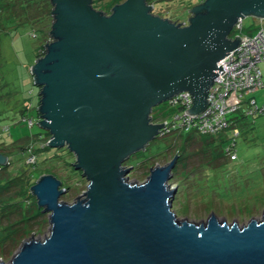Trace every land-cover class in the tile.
<instances>
[{"label":"water","instance_id":"water-1","mask_svg":"<svg viewBox=\"0 0 264 264\" xmlns=\"http://www.w3.org/2000/svg\"><path fill=\"white\" fill-rule=\"evenodd\" d=\"M50 2V40L31 67L39 125L89 184L69 204L62 180L40 176L31 191L50 213V234L0 264H264V214L244 226L214 214L179 219L177 155L142 183L125 166L164 128L153 121L156 106L189 92L186 113L206 108L219 62L240 45L232 31L248 16L264 19V0H203L185 23L154 13L148 0H124L110 14L94 0ZM8 160L0 152V165Z\"/></svg>","mask_w":264,"mask_h":264},{"label":"rangeland","instance_id":"rangeland-1","mask_svg":"<svg viewBox=\"0 0 264 264\" xmlns=\"http://www.w3.org/2000/svg\"><path fill=\"white\" fill-rule=\"evenodd\" d=\"M121 2L123 0H94V7L110 14L112 8ZM197 3L200 4V0H156L154 13L173 21H188L192 6ZM30 11L32 15L38 13L35 8ZM23 15L19 2L0 0V16L4 18L0 20V146L7 147L2 149L10 158L6 164L12 162L0 170V198L20 197V201L12 204L0 218V260L6 263L19 251L23 242L32 238L44 240L50 234V213L38 206L31 191L30 179L25 175L33 172L37 180L44 174L55 175L67 188L60 200L69 204L82 198L89 184L82 171L75 169L74 155H68L64 148H41L48 136L39 125L40 88L34 84L31 67L41 53L45 38L41 33L33 37L32 29L26 23H5L8 19L24 20ZM242 24L245 33H252L264 25V19L248 16ZM234 30L230 35L232 38L238 33ZM260 66L264 82V62ZM253 98L256 100L254 108L264 109V87L245 95L246 101ZM21 107H26L28 116L34 119L33 126L19 118ZM162 110L165 112L159 116L158 112ZM176 111L166 101L153 109L152 117L157 120L168 116L172 120ZM230 117L240 131L235 139L231 130L218 135L202 134L196 129L159 135L147 146V150L138 152L125 162L127 167L134 166L129 180L138 183L146 181L151 168L165 165L177 155L171 184L178 187L173 210L179 219L200 222L214 214L218 219H226L230 224L238 222L240 226L253 218L261 220L264 214V111L245 119L241 118L239 111ZM4 127L9 129L4 130ZM38 134L41 136L33 137ZM26 140L28 142L23 144ZM232 143L236 144L238 151L239 158L235 161H231L222 150ZM19 144L32 145L39 158L36 169L26 163L20 151L22 148H13ZM57 155L66 157L58 160ZM64 161L72 167L71 170L57 166ZM24 166L28 167L24 173L25 180L18 173ZM15 230L19 231L20 237L10 243L7 234Z\"/></svg>","mask_w":264,"mask_h":264},{"label":"built area","instance_id":"built-area-1","mask_svg":"<svg viewBox=\"0 0 264 264\" xmlns=\"http://www.w3.org/2000/svg\"><path fill=\"white\" fill-rule=\"evenodd\" d=\"M203 0H201L202 2ZM187 22V21H180ZM235 29L241 38L240 45L237 46L228 56L219 62L223 73L215 79L214 85L208 94V105L198 114L190 115L186 111L193 106V97L189 92H183L168 102L170 108L177 109L173 119L169 117L154 119L155 123H164L160 136L176 131H190L196 129L202 134L218 135L226 131H233V139L240 134L236 122L230 116L243 110L247 115L256 112H263L264 109L254 108L256 100L246 101L245 95L264 87L263 70L260 66L264 62V25H261L252 33H245L242 20ZM36 37V34H33ZM235 36V38H236ZM247 104L246 106H244ZM165 110L159 111L161 116ZM24 120L29 126H33L35 121L32 117L26 116ZM9 127H4V130ZM224 151L231 161L238 160L236 144L228 145ZM38 158L34 149L29 148L26 163L34 167Z\"/></svg>","mask_w":264,"mask_h":264},{"label":"trees","instance_id":"trees-1","mask_svg":"<svg viewBox=\"0 0 264 264\" xmlns=\"http://www.w3.org/2000/svg\"><path fill=\"white\" fill-rule=\"evenodd\" d=\"M11 1L20 3L21 9H22L23 14H24L23 15L24 17H22V18H24V20L19 21L20 19H18V20H15V19L9 20L8 19V20L5 21V23H9V22H15V23H20V24L21 23H26L32 29V34L31 35L36 34V37H38V34L41 33L43 35V38H45V41H44L43 46L41 47V53L38 54V57L42 56L44 51H45V44L50 40V35H49L50 28H51L50 21L51 22L53 21V16L51 14L52 13L51 12L52 11V7H51L52 5H51L50 0H11ZM154 1H156V0H148V2L150 4H152L153 6H154ZM159 1H161V0H159ZM200 3H201V0H200ZM196 5H198V3L195 4L194 6H196ZM194 6H192V8ZM31 8H35L38 11L37 15H32L31 14V11H30ZM13 9L14 8L12 7V10ZM12 10H9V11L12 12ZM2 17H1L0 20H4V18H2ZM180 21L181 20L178 19L176 22H180ZM46 28H47V30H46ZM1 78H2V75L0 74V79ZM240 113H241V118L242 119H245V118L249 117V115H247L246 113H243V110H241ZM20 114L21 115H19V118L21 117V118L24 119V117L28 116L27 108L26 107H21ZM46 135L48 136V138H47L46 142L42 145V147H41L42 149H49V146L47 145V141H48V139H50V134L48 132H46ZM39 136H41V134L34 135L33 137L35 138V137H39ZM41 138H43V137H41ZM26 142H28V140L24 141L23 144L26 143ZM19 145L20 146H15L13 148H20V149L22 148L20 151L22 152L24 158L27 160V156L29 154V148H31L32 145L31 144L24 145V146L21 145V144H19ZM3 148H7V147L0 146V152H5L4 154H7L6 150H2ZM64 149L65 150H63V151H65L68 155H73L68 149H66V148H64ZM222 150H224V149H222ZM34 152H35V150H34ZM36 155H37V158H38V154L37 153H36ZM57 156L59 158L58 160H63L66 157V155H57ZM149 158L150 157H148L147 159H149ZM8 161H10V158H9ZM40 162H41V160H40ZM11 164H12V162H9V164H6V165H2V166L0 165V170L7 168V166H10ZM57 166H60L61 169L63 168L66 171H68L69 169L70 170L72 169V167L69 164H67L66 161H64L62 164H58ZM57 166H54V167H57ZM35 167H36V165L33 168H35ZM27 168H28L27 166L26 167L25 166L22 167V170L19 171L18 173H19V176L22 177V179L24 177L23 180H25V176L27 178H29L30 179L29 180L30 181L29 184H30V186H32L37 181V179H35V177H36L35 173H33L31 171H29V172H31V174L24 176V173L28 171ZM73 173H76V171H74ZM254 181L257 182V179H254ZM63 185H64V183H63ZM19 201H20V197L17 198V196H14V197L10 198L9 200L8 199L4 200V199L0 198V218L5 215V213H6L5 210H7L12 204L18 203ZM18 234H20L18 230H15L12 234H7V238L9 239L8 241L10 243L16 241V239L20 237V235H18Z\"/></svg>","mask_w":264,"mask_h":264},{"label":"flooded vegetation","instance_id":"flooded-vegetation-1","mask_svg":"<svg viewBox=\"0 0 264 264\" xmlns=\"http://www.w3.org/2000/svg\"><path fill=\"white\" fill-rule=\"evenodd\" d=\"M1 153H3V154H4L5 152H1Z\"/></svg>","mask_w":264,"mask_h":264}]
</instances>
